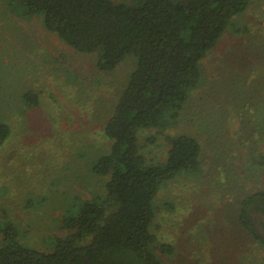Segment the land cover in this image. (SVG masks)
<instances>
[{
	"label": "rangeland",
	"instance_id": "obj_1",
	"mask_svg": "<svg viewBox=\"0 0 264 264\" xmlns=\"http://www.w3.org/2000/svg\"><path fill=\"white\" fill-rule=\"evenodd\" d=\"M26 11L0 0V116L11 130L0 145V224L51 252L80 201L105 190L109 177L93 166L109 152L105 124L137 57L102 72L98 53L77 52ZM202 72L175 125L139 133L151 159L166 158L170 136L202 144V177H180L158 195L156 232L176 248L174 258L160 255L167 264H264L237 219L240 201L264 189V0L236 18Z\"/></svg>",
	"mask_w": 264,
	"mask_h": 264
},
{
	"label": "trees",
	"instance_id": "obj_2",
	"mask_svg": "<svg viewBox=\"0 0 264 264\" xmlns=\"http://www.w3.org/2000/svg\"><path fill=\"white\" fill-rule=\"evenodd\" d=\"M8 1L42 17L77 52L98 53L102 72L131 55L137 62L105 124L109 152L93 166L109 177L104 192L80 201L51 252L23 244L13 222L0 224V264H167L160 254L174 258L176 248L156 232L157 198L180 177H202V144L190 134L170 136L166 158L151 159L139 133L178 122L202 82V62L253 0ZM10 132L0 116V145ZM237 219L264 250V189L240 201Z\"/></svg>",
	"mask_w": 264,
	"mask_h": 264
}]
</instances>
